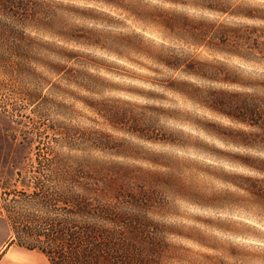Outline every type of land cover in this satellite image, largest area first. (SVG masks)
Returning a JSON list of instances; mask_svg holds the SVG:
<instances>
[{"label": "rangeland", "instance_id": "1", "mask_svg": "<svg viewBox=\"0 0 264 264\" xmlns=\"http://www.w3.org/2000/svg\"><path fill=\"white\" fill-rule=\"evenodd\" d=\"M45 2L55 13L53 27L80 38L68 40L44 30L30 34L43 43L45 59L60 60V48L74 50L78 58L66 62L81 69L85 78L80 83L66 74L56 75L44 63H34L32 71L0 68V206L9 197L3 194L5 188L20 189L23 181L40 176L28 167L37 157L38 145L48 144L85 164L99 159L132 164L137 171L157 170L159 175L121 180L126 189L121 207H141L131 201L132 196L138 199L142 187L157 189L158 203L147 207L165 210L152 214L154 219L182 226L203 241L237 246L235 256L225 258L227 264H264V222L245 207L232 204L245 192L231 182L238 174L256 175L236 161L245 154L261 153L223 139L228 127L239 126L216 109L215 90L226 85L173 73L156 60L161 42L171 43L157 20L159 11L180 10L196 16L208 13L177 0ZM86 39L93 43H85ZM205 55L213 57L205 51L199 56ZM226 60L229 66L240 65L236 59ZM241 65L243 74L262 76L253 71L261 67ZM176 76L193 80L199 90L189 95L172 90L169 86ZM31 91H37L38 98L31 99ZM96 102L105 115L94 109L92 103ZM66 131L76 136L66 139ZM93 131L105 132L121 147L120 152L92 148L87 136ZM157 136L174 140L156 141ZM155 153L171 165L153 164L150 157ZM246 221L255 226L246 225ZM167 240L213 254L223 251L178 234H169Z\"/></svg>", "mask_w": 264, "mask_h": 264}, {"label": "trees", "instance_id": "2", "mask_svg": "<svg viewBox=\"0 0 264 264\" xmlns=\"http://www.w3.org/2000/svg\"><path fill=\"white\" fill-rule=\"evenodd\" d=\"M177 2L208 15L196 16L180 10L159 11L157 20L171 43L161 42L156 60L173 73L226 85L215 90L216 109L239 126L228 127L223 139L261 153L245 154L236 161L256 175L238 174L231 180L245 192L232 204L245 207L247 212L264 222V0ZM54 15L45 0H0V68L11 72L32 71L34 63H44L56 75L66 74L83 83L85 73L67 64L78 58L74 50L60 48V60L45 59L41 53L43 43L29 32L44 30L68 40H79L78 35L53 27ZM86 40L85 43H93L91 39ZM176 43L193 49L178 48ZM202 51L213 57L205 55L201 58ZM226 59H236L240 65L229 66ZM242 63L261 67L262 70L253 71L262 76L254 78L243 74ZM169 88L186 95L199 90L196 82L182 76L173 78ZM38 96L37 91H31V99ZM92 106L105 115L97 102ZM64 135L66 139L76 136L67 131ZM154 140L173 142L174 139L157 136ZM87 142L92 148L103 151L116 150L117 153L121 148L105 132H90ZM43 146L38 145L37 157L28 167L40 176L23 181L20 189L5 188L3 191L9 197L0 206L4 207L0 212L8 217L13 230L9 245L17 243L39 249L52 264H173L174 261L227 264L225 258L235 256L237 246L203 241L182 226L154 219L152 214L165 210V207H147L158 203L157 189L142 187L138 199L132 196L131 201L141 207H121L126 191L121 180L159 175L157 170L140 168L137 171L132 164L99 159L85 164L71 154L54 151L51 145ZM151 156L155 165H171L161 154ZM246 222L248 226H255ZM225 229L248 234L239 228ZM169 234H178L217 251L223 250L222 254L172 243L167 240Z\"/></svg>", "mask_w": 264, "mask_h": 264}, {"label": "crops", "instance_id": "3", "mask_svg": "<svg viewBox=\"0 0 264 264\" xmlns=\"http://www.w3.org/2000/svg\"><path fill=\"white\" fill-rule=\"evenodd\" d=\"M13 230L8 217L0 212V264H52L39 249H31L17 243L9 245Z\"/></svg>", "mask_w": 264, "mask_h": 264}]
</instances>
